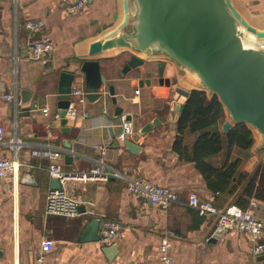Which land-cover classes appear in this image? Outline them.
<instances>
[{
    "label": "crops",
    "instance_id": "obj_1",
    "mask_svg": "<svg viewBox=\"0 0 264 264\" xmlns=\"http://www.w3.org/2000/svg\"><path fill=\"white\" fill-rule=\"evenodd\" d=\"M236 1L253 22L264 26V0ZM118 17L119 0H89L76 13L60 0H0V123L7 137L17 134L25 141L17 153L18 168L7 178H0V264H32L44 237L54 241L46 255L47 264H161L159 239L167 231L172 232L170 254L174 264H264V259L252 254L250 235L227 230L214 238L217 215L200 213L187 202L194 192L224 207L234 203L242 185L233 192L213 194L194 162L180 158L173 150L178 134L176 120L186 97L175 93L176 83L169 79L174 74L171 64H166L160 82L157 60H146L121 74L130 52L100 57L101 71L114 85L116 102L111 96L93 102L85 97L76 105L75 115L66 117L69 130L62 132L56 106L59 73L76 68L91 41L115 25ZM28 19L42 21L43 29L33 32L26 28ZM40 36L53 41L44 55L33 54L28 48ZM75 83L85 91L81 76ZM24 89L30 93L22 101ZM6 93L16 94L18 102L8 100ZM34 102L36 108H32ZM116 106L121 107L119 113ZM125 118L134 120L131 133L123 131ZM155 118L160 124L140 134V129ZM196 137L197 132L184 131L189 150ZM126 138L140 145L139 153L124 145ZM66 141L70 147L65 146ZM49 149L60 152L51 156L44 152ZM4 153L13 154L8 148ZM68 153L73 155L71 162L65 160ZM226 157L224 146L208 161L217 165ZM235 159H240V168L250 173L264 160V147L254 149L253 144L245 150L234 146L229 160ZM52 162L73 174L63 187L80 201L76 216L45 211ZM101 163L126 176H143L169 185L178 199L162 209L131 193L122 177L79 176ZM253 199L255 214L264 219V200L253 196L247 207ZM93 218H99L100 225L105 219L120 223L121 232L112 242L118 248L113 258H108L100 240L80 241Z\"/></svg>",
    "mask_w": 264,
    "mask_h": 264
},
{
    "label": "water",
    "instance_id": "obj_2",
    "mask_svg": "<svg viewBox=\"0 0 264 264\" xmlns=\"http://www.w3.org/2000/svg\"><path fill=\"white\" fill-rule=\"evenodd\" d=\"M119 2L118 22L91 41L76 68L59 73L56 106L62 132L69 130L65 125L66 108L75 78L82 77L89 102L106 96L116 102L114 85L108 83L107 75L102 73L100 57L130 52L121 74L146 60H157L162 82L165 66L171 64L174 74L169 79L176 83L177 95L186 97L192 89L215 94L225 112L221 128L228 130L235 124L245 123L253 132L254 149L264 147V26L253 22L236 0ZM29 93L22 91V101ZM176 106L178 108V103ZM36 107L34 102L32 108ZM120 111L121 107L116 106V112ZM158 124L160 120L153 119L140 129V134ZM123 143L133 153H139L140 145L136 142L126 138ZM65 146L70 147L71 143L66 141ZM65 160L71 162L73 155L68 153ZM61 186L59 178H50L51 188ZM99 230L100 219H91L80 241L99 240ZM225 231L218 227L213 237ZM102 249L108 258H113L118 251L115 243L104 245ZM258 259H264V253Z\"/></svg>",
    "mask_w": 264,
    "mask_h": 264
},
{
    "label": "built area",
    "instance_id": "obj_3",
    "mask_svg": "<svg viewBox=\"0 0 264 264\" xmlns=\"http://www.w3.org/2000/svg\"><path fill=\"white\" fill-rule=\"evenodd\" d=\"M89 0H60V2L71 12H80L88 4ZM26 28L33 32H39L43 29L44 23L38 19H28L24 22ZM53 47V41L40 36L34 38L28 45L29 50L36 55H44ZM4 96L15 103L18 97L13 93H6ZM71 100L66 108L67 116H74L78 103L85 101V91L75 82L72 84L70 94ZM122 128L125 133H131L134 130L133 118H125L122 121ZM25 143L17 134L7 137L5 127L0 123V178H7L18 168L19 159L17 156L21 146ZM4 148L12 150L13 154L4 153ZM38 150H35L36 152ZM51 156L59 154L57 149L44 150ZM49 172L53 177L59 178L62 186L60 188H50L46 195L45 211L49 214H59L64 216H76L80 213V201L72 196L64 187V181L72 176L70 172H64L58 163L52 162ZM81 177L107 179L110 176L122 177L127 183L128 190L141 197L144 201H150L162 209H167L173 201L178 199L176 190L166 184L154 181L143 176H126L120 170L107 166L104 163L92 168L90 172L79 175ZM188 204L196 208L200 213L210 212L217 215L218 227L227 230L245 232L250 235L253 245L252 254L256 257L264 253V219L257 216L252 208L256 205L253 199L250 206L243 208L237 203H230L224 207H218L208 199H202L198 194L192 192L188 196ZM121 225L118 221L105 219L100 225V242L102 244L112 243L121 232ZM172 232H165L159 239V252L161 264H174L173 257L170 254ZM54 247L53 239L44 237L39 249L37 250L32 264H47L46 255Z\"/></svg>",
    "mask_w": 264,
    "mask_h": 264
},
{
    "label": "trees",
    "instance_id": "obj_4",
    "mask_svg": "<svg viewBox=\"0 0 264 264\" xmlns=\"http://www.w3.org/2000/svg\"><path fill=\"white\" fill-rule=\"evenodd\" d=\"M224 118L223 105L215 94L209 95L202 89L190 90L176 120L178 134L172 148L180 158L194 162L213 194L226 190L233 192L242 185L233 202L245 208L253 196L264 200V160L258 162L250 173L240 168V159L229 160L232 147L250 150L255 138L245 123L223 130ZM187 128L197 132L191 150L184 143ZM224 146L227 148L226 159L221 164L210 163L209 156L219 153Z\"/></svg>",
    "mask_w": 264,
    "mask_h": 264
}]
</instances>
